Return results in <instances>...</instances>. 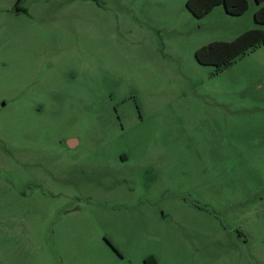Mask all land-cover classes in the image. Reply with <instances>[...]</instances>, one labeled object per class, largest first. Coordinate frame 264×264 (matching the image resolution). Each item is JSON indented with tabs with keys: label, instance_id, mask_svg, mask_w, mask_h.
<instances>
[{
	"label": "rangeland",
	"instance_id": "1",
	"mask_svg": "<svg viewBox=\"0 0 264 264\" xmlns=\"http://www.w3.org/2000/svg\"><path fill=\"white\" fill-rule=\"evenodd\" d=\"M186 1L0 0V264H264L258 4Z\"/></svg>",
	"mask_w": 264,
	"mask_h": 264
},
{
	"label": "trees",
	"instance_id": "2",
	"mask_svg": "<svg viewBox=\"0 0 264 264\" xmlns=\"http://www.w3.org/2000/svg\"><path fill=\"white\" fill-rule=\"evenodd\" d=\"M258 8L254 13L257 23L264 25V0H255ZM224 6L231 15H242L250 6L249 0H187L186 7L197 19H202L217 6ZM264 45V29L252 28L231 41H213L196 50L197 61L214 66L215 72L229 68L240 57ZM148 263V259L146 260Z\"/></svg>",
	"mask_w": 264,
	"mask_h": 264
},
{
	"label": "crops",
	"instance_id": "3",
	"mask_svg": "<svg viewBox=\"0 0 264 264\" xmlns=\"http://www.w3.org/2000/svg\"><path fill=\"white\" fill-rule=\"evenodd\" d=\"M126 181H127V179H126ZM112 247H113L114 251L117 252L118 255H120L119 254L120 252H118V249L115 248L113 245H112ZM147 259H148V263L146 262ZM144 264H157V260L154 257L150 256V257L144 258Z\"/></svg>",
	"mask_w": 264,
	"mask_h": 264
},
{
	"label": "flooded vegetation",
	"instance_id": "4",
	"mask_svg": "<svg viewBox=\"0 0 264 264\" xmlns=\"http://www.w3.org/2000/svg\"><path fill=\"white\" fill-rule=\"evenodd\" d=\"M68 143H69V146L75 147L77 145V143H78V139L72 137V138L69 139ZM128 160H129V157L128 156L123 157V161H128Z\"/></svg>",
	"mask_w": 264,
	"mask_h": 264
}]
</instances>
